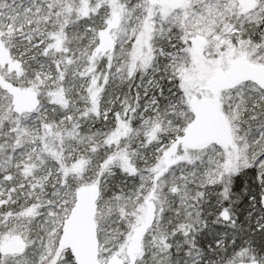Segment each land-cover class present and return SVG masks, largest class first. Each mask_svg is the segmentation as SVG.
<instances>
[{
  "label": "snow or ice",
  "instance_id": "snow-or-ice-1",
  "mask_svg": "<svg viewBox=\"0 0 264 264\" xmlns=\"http://www.w3.org/2000/svg\"><path fill=\"white\" fill-rule=\"evenodd\" d=\"M0 264H264V0H0Z\"/></svg>",
  "mask_w": 264,
  "mask_h": 264
}]
</instances>
